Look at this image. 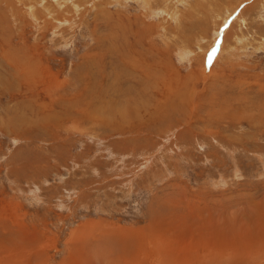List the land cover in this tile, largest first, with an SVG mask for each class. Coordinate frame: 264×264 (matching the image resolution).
Returning a JSON list of instances; mask_svg holds the SVG:
<instances>
[{
	"label": "rangeland",
	"instance_id": "374dc122",
	"mask_svg": "<svg viewBox=\"0 0 264 264\" xmlns=\"http://www.w3.org/2000/svg\"><path fill=\"white\" fill-rule=\"evenodd\" d=\"M0 264H264V0H0Z\"/></svg>",
	"mask_w": 264,
	"mask_h": 264
},
{
	"label": "bare ground",
	"instance_id": "6f19581e",
	"mask_svg": "<svg viewBox=\"0 0 264 264\" xmlns=\"http://www.w3.org/2000/svg\"><path fill=\"white\" fill-rule=\"evenodd\" d=\"M67 1V0H66ZM71 1V0H70ZM85 2V1H84ZM88 3V2H87ZM104 3V2H103ZM150 6V5H149ZM85 11V10H84ZM63 15V14H62ZM103 15V14H102ZM105 17H106V15H105ZM67 21V20H66ZM117 21V20H116ZM124 25V24H123ZM127 30V29H126ZM239 40H240V38H239ZM156 81V80H155ZM156 85V84H155ZM153 86V85H152Z\"/></svg>",
	"mask_w": 264,
	"mask_h": 264
}]
</instances>
